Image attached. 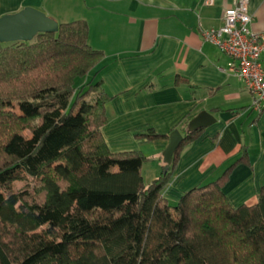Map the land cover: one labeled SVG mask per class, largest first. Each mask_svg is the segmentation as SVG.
<instances>
[{
    "label": "trees",
    "instance_id": "16d2710c",
    "mask_svg": "<svg viewBox=\"0 0 264 264\" xmlns=\"http://www.w3.org/2000/svg\"><path fill=\"white\" fill-rule=\"evenodd\" d=\"M87 39L76 19L0 43V264H264V184L237 207L223 192L247 153L170 202L169 170L146 183L147 156L108 149L102 53Z\"/></svg>",
    "mask_w": 264,
    "mask_h": 264
},
{
    "label": "crops",
    "instance_id": "0c3cea01",
    "mask_svg": "<svg viewBox=\"0 0 264 264\" xmlns=\"http://www.w3.org/2000/svg\"><path fill=\"white\" fill-rule=\"evenodd\" d=\"M231 5L232 0H0V16L31 6L58 23L86 21L88 44L102 53L94 80L109 97L101 134L113 153L148 157L142 168L146 183L163 173L170 133L184 137L191 119L201 111L211 115L171 161L163 196L176 202L215 180L245 151L250 166L236 165L223 187L237 207L254 203L264 184V110L252 108V95L229 67L231 58L202 37L222 24ZM250 12L251 29L264 31V0H250ZM261 60L264 65V54ZM149 128L159 136L141 137Z\"/></svg>",
    "mask_w": 264,
    "mask_h": 264
},
{
    "label": "built area",
    "instance_id": "2783aa9c",
    "mask_svg": "<svg viewBox=\"0 0 264 264\" xmlns=\"http://www.w3.org/2000/svg\"><path fill=\"white\" fill-rule=\"evenodd\" d=\"M250 0H232L216 29L202 32V37L231 58L229 67L241 80L243 87L253 97L252 108L264 110V31H254Z\"/></svg>",
    "mask_w": 264,
    "mask_h": 264
},
{
    "label": "water",
    "instance_id": "95a60500",
    "mask_svg": "<svg viewBox=\"0 0 264 264\" xmlns=\"http://www.w3.org/2000/svg\"><path fill=\"white\" fill-rule=\"evenodd\" d=\"M58 22L46 15L39 9L25 6L15 13L0 16V43H11L17 41H31L41 33H56ZM211 118L206 111H201L188 123V130L192 131L209 124ZM182 135L178 130H173L169 135V141L162 152L163 173L169 169L174 152L177 150Z\"/></svg>",
    "mask_w": 264,
    "mask_h": 264
},
{
    "label": "rangeland",
    "instance_id": "374dc122",
    "mask_svg": "<svg viewBox=\"0 0 264 264\" xmlns=\"http://www.w3.org/2000/svg\"><path fill=\"white\" fill-rule=\"evenodd\" d=\"M36 38V37H35ZM35 38H33L32 40H34ZM2 44H5V43H2ZM83 80V79H82ZM77 83H78V81H77ZM15 110H17V109H15ZM24 185V182L23 181H18V182H15L14 184H13V186L15 187V188H20V187H22Z\"/></svg>",
    "mask_w": 264,
    "mask_h": 264
}]
</instances>
